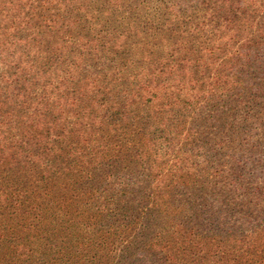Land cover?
Listing matches in <instances>:
<instances>
[{"label": "rangeland", "instance_id": "1", "mask_svg": "<svg viewBox=\"0 0 264 264\" xmlns=\"http://www.w3.org/2000/svg\"><path fill=\"white\" fill-rule=\"evenodd\" d=\"M236 1L218 0L215 12L240 16L245 10ZM204 4L0 0V164L21 156L38 165L13 177L38 185L30 187V203L44 213L64 195L85 218L84 200L108 196L114 182L123 196L171 184L160 208L205 223L200 199L213 200L207 206L220 216L241 200L246 211L217 216L221 227L238 238L248 232L244 218L264 225V27H257L264 0H256L258 16L250 15L255 24L241 32L213 22ZM253 39L259 48L243 53ZM198 132L201 141L194 140ZM58 141L59 155L70 161L46 153ZM45 158L54 161L51 171L42 167ZM225 192L226 201L218 196Z\"/></svg>", "mask_w": 264, "mask_h": 264}, {"label": "trees", "instance_id": "2", "mask_svg": "<svg viewBox=\"0 0 264 264\" xmlns=\"http://www.w3.org/2000/svg\"><path fill=\"white\" fill-rule=\"evenodd\" d=\"M201 1L209 4H204V8L206 7L207 16L211 15L213 22L218 21L217 25L227 24L240 32L245 25L255 24L256 19L250 22L251 14L258 16L255 11L258 7L255 5L256 0H237V5L245 12L242 11L240 16L234 18H223L215 12L218 0ZM207 16L202 19H207ZM257 27H264V24L258 23ZM255 39L243 46V53H251L259 48ZM261 39L264 40L263 37ZM262 46L264 42L260 47ZM254 76V72H250L246 82L252 81ZM225 107L224 101L220 108ZM215 108L217 106L211 107V110ZM126 112L127 110L119 111V114ZM208 117L211 119L216 115ZM46 134L50 136L51 132L47 130ZM201 137L203 134L198 132L194 140L200 138L201 141L205 138ZM194 140L191 143L194 144ZM225 142L229 143V140ZM20 144L29 145L23 139ZM61 146L62 142L58 141L57 147L47 148L46 153L52 152L54 161L57 158L70 161L69 156L59 155ZM20 158L21 156L13 157L0 164V264H264V233L260 230L261 227L264 229V225H253L255 221L244 218V223L249 226L248 232L237 238L232 234V229L222 228L217 218L219 216L226 220L229 217L235 218L238 212H245L246 204L241 200L230 204L226 202L231 207L228 209L229 214L220 216L216 206H207L213 200L200 199L198 204L201 209L206 210L203 212L206 222L203 223L198 215L182 216L178 208L167 205L160 208L159 202H162L163 194L173 186L171 184L154 194L137 196L129 190L123 196L125 190L118 188L114 182L108 196L98 195L90 205L92 199L84 200V206L89 211L85 218L72 208V203L68 201L70 197L64 195L59 196L58 204L47 209L43 207V213L41 206L30 203V196H33L30 187L37 188L38 185L28 184L27 181L18 183L15 178L13 180L20 171L38 166L31 159L27 162L24 159L22 162ZM13 159L16 161L13 162ZM54 161L46 158L43 160L45 172L51 171L47 166ZM40 162L41 160L38 161ZM54 173L61 175L60 170ZM43 174L39 176L40 179ZM118 174L116 171L115 176ZM191 180L190 192H194L196 180ZM88 181L86 175V184ZM253 189L258 191V195L262 194V189ZM177 194L180 192L177 191ZM221 195H224L223 199L226 201L230 192L218 193V196ZM187 198L190 199V196L187 195ZM235 198L238 199L237 196ZM114 203L119 204L122 209L118 214L115 208L111 209L112 205L115 206ZM241 221L242 218L235 219L236 223ZM253 227L257 232L252 231ZM257 233L258 238L254 240L252 237Z\"/></svg>", "mask_w": 264, "mask_h": 264}]
</instances>
